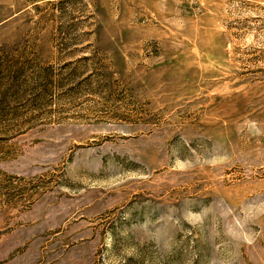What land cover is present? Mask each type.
<instances>
[{
	"label": "rangeland",
	"instance_id": "1",
	"mask_svg": "<svg viewBox=\"0 0 264 264\" xmlns=\"http://www.w3.org/2000/svg\"><path fill=\"white\" fill-rule=\"evenodd\" d=\"M0 264H264V0H0Z\"/></svg>",
	"mask_w": 264,
	"mask_h": 264
}]
</instances>
